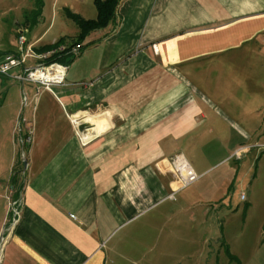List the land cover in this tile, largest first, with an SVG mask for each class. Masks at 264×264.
I'll return each instance as SVG.
<instances>
[{"label": "crops", "instance_id": "0c3cea01", "mask_svg": "<svg viewBox=\"0 0 264 264\" xmlns=\"http://www.w3.org/2000/svg\"><path fill=\"white\" fill-rule=\"evenodd\" d=\"M117 11L64 84L22 83L12 98L2 88L23 66L0 73V264H127L121 249H140V228L154 230L144 216L175 188L163 161L215 130L232 153L249 148L239 141L264 93V0H121Z\"/></svg>", "mask_w": 264, "mask_h": 264}, {"label": "rangeland", "instance_id": "374dc122", "mask_svg": "<svg viewBox=\"0 0 264 264\" xmlns=\"http://www.w3.org/2000/svg\"><path fill=\"white\" fill-rule=\"evenodd\" d=\"M66 7L86 18L92 16L91 11H96L93 0H43L42 15L32 26L41 8L39 0H0V49L18 44L21 32L29 42L46 30L43 43H51L63 35H69V41H74L78 27L67 17ZM26 18L31 22V30ZM99 31L93 33L99 34ZM255 52L264 55V49ZM38 53L43 52L35 50ZM25 62L31 67L39 61L31 56ZM256 65L262 72L264 86V58ZM18 69L12 68L9 72L13 75ZM8 78L2 89H11L10 97L14 98L12 89L23 85L14 77ZM27 83H24L26 87ZM251 113L250 123H246L250 136H242L239 141L249 148L240 155L231 152L233 144L219 139L216 130L202 135L197 152L188 150L183 155L179 150L173 154V157L182 155L192 163L199 177L184 187H173L144 216L155 218L151 222L154 230L140 228L134 238L140 249L131 252L129 243L123 246L121 252L129 258L128 261L121 258L123 263L264 264V93L254 95ZM229 129L227 126L226 130ZM238 145L237 140L235 147ZM199 165L207 168L204 174H200ZM169 175L175 180L172 172ZM167 216L171 217L170 222L158 218Z\"/></svg>", "mask_w": 264, "mask_h": 264}, {"label": "built area", "instance_id": "2783aa9c", "mask_svg": "<svg viewBox=\"0 0 264 264\" xmlns=\"http://www.w3.org/2000/svg\"><path fill=\"white\" fill-rule=\"evenodd\" d=\"M34 45L29 42L27 35L24 32H21L18 37V50L12 53H8L5 55L4 59L0 62V73L8 74L10 69L15 66H23L22 72L14 75V77L20 80L22 83L32 82L36 84H40L46 88H50L54 85H62L65 82V76L67 72V65H64L59 62H51L46 64L44 59L47 57L48 53H38L35 54ZM35 57L39 62L35 66H25V61L27 57ZM41 59V61H40ZM53 66L62 67L63 71L60 74V77L54 79H45L41 73H47L50 68ZM31 140V136L27 137V141ZM170 166L172 172L175 176V181L179 183L178 187L174 189H178L184 187L185 185L195 181L198 179V174L194 171L193 167L187 161V159L182 155H177L170 159ZM244 198L245 195L242 194ZM22 199L18 197L16 199H11V212L13 213L14 223L18 221V217H20V206ZM4 243V238H0V251L2 245Z\"/></svg>", "mask_w": 264, "mask_h": 264}, {"label": "trees", "instance_id": "16d2710c", "mask_svg": "<svg viewBox=\"0 0 264 264\" xmlns=\"http://www.w3.org/2000/svg\"><path fill=\"white\" fill-rule=\"evenodd\" d=\"M41 8L38 9V15L35 19L29 23L26 18L25 22L28 28L31 29L33 25L37 24L38 17L42 15L43 0H39ZM121 0H94L95 7L97 9V15L94 18H86L80 13L72 11L69 7L65 8L67 17L72 19L77 27L78 33L74 37V41H69L70 36L64 35L56 39L55 41L40 45L36 47L38 52L48 53L44 59L46 64L51 62H59L64 65L69 64L71 61L80 54L81 50L90 42L83 43L86 37L95 30L103 29L107 27L111 22L117 19L118 7ZM30 24L32 26H30ZM10 51L7 53H12Z\"/></svg>", "mask_w": 264, "mask_h": 264}, {"label": "bare ground", "instance_id": "6f19581e", "mask_svg": "<svg viewBox=\"0 0 264 264\" xmlns=\"http://www.w3.org/2000/svg\"><path fill=\"white\" fill-rule=\"evenodd\" d=\"M63 68L62 67H56L53 66L52 68H50V70L47 73H41L40 75H42L45 79H54V78H59L60 74L62 73ZM163 164L165 163L166 167H170V164L165 160L162 162ZM179 183L175 181V188L178 187Z\"/></svg>", "mask_w": 264, "mask_h": 264}, {"label": "water", "instance_id": "95a60500", "mask_svg": "<svg viewBox=\"0 0 264 264\" xmlns=\"http://www.w3.org/2000/svg\"><path fill=\"white\" fill-rule=\"evenodd\" d=\"M86 126H89V125L84 124V123L81 124V128H84V127H86Z\"/></svg>", "mask_w": 264, "mask_h": 264}]
</instances>
